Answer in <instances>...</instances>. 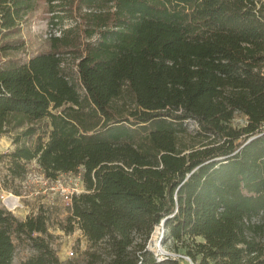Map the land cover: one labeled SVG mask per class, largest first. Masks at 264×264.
<instances>
[{
    "label": "trees",
    "instance_id": "1",
    "mask_svg": "<svg viewBox=\"0 0 264 264\" xmlns=\"http://www.w3.org/2000/svg\"><path fill=\"white\" fill-rule=\"evenodd\" d=\"M33 1L1 6L0 30ZM65 1L86 41L69 29L0 68L5 189L20 196L32 162L47 180L80 175L59 226L82 232L88 264H168L148 248L164 220L193 264H264V0ZM191 121L201 148L181 142ZM49 224L42 207L23 220L0 206V264L16 243L33 251L21 264H62Z\"/></svg>",
    "mask_w": 264,
    "mask_h": 264
},
{
    "label": "rangeland",
    "instance_id": "2",
    "mask_svg": "<svg viewBox=\"0 0 264 264\" xmlns=\"http://www.w3.org/2000/svg\"><path fill=\"white\" fill-rule=\"evenodd\" d=\"M26 5H29L24 8ZM16 9L13 0H0V7ZM20 16L16 17L15 25L0 30V68L20 65L51 48L54 37H62L65 31L75 30L74 36L86 41L85 26L81 16L71 11L67 1L34 0L29 4H22ZM65 7L67 10H64ZM75 8V6L73 7ZM128 95L118 99V107H129ZM247 119L236 114L233 127L245 125ZM181 142L187 146L201 148L208 140L198 134V126L191 121L188 132L180 136ZM14 149L12 136L0 135V155ZM187 151L186 153H188ZM29 173L24 181H15L12 185L21 192L18 196L4 187L5 166L0 162V206L11 211L16 217L25 219L29 215H36L42 207L48 211L50 217L49 231L53 238L52 246L62 264H88L87 252L90 244L82 232L76 230L73 234H66L60 229L61 223L68 214L71 197L85 192L81 176L77 174H62L56 181L47 180L41 173L36 162L28 165ZM16 200V201H15ZM15 203L12 207L11 204ZM17 244L12 264L26 261L33 251L26 244ZM179 243L166 237L165 229L160 226L153 234L148 248L152 250L159 261L168 264H193L184 250H177ZM180 247V246H178Z\"/></svg>",
    "mask_w": 264,
    "mask_h": 264
},
{
    "label": "water",
    "instance_id": "3",
    "mask_svg": "<svg viewBox=\"0 0 264 264\" xmlns=\"http://www.w3.org/2000/svg\"><path fill=\"white\" fill-rule=\"evenodd\" d=\"M251 140H253V138L252 139H250V141ZM165 222H166V220H164L162 223H161V225L160 226H162L164 229H165ZM160 228V227H159Z\"/></svg>",
    "mask_w": 264,
    "mask_h": 264
},
{
    "label": "bare ground",
    "instance_id": "4",
    "mask_svg": "<svg viewBox=\"0 0 264 264\" xmlns=\"http://www.w3.org/2000/svg\"><path fill=\"white\" fill-rule=\"evenodd\" d=\"M16 201V200H15ZM15 205V203H12L11 206L13 207Z\"/></svg>",
    "mask_w": 264,
    "mask_h": 264
}]
</instances>
